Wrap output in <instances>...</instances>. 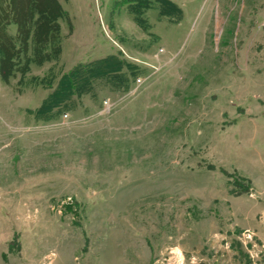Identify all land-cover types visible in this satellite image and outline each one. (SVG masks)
Wrapping results in <instances>:
<instances>
[{
    "label": "rangeland",
    "instance_id": "374dc122",
    "mask_svg": "<svg viewBox=\"0 0 264 264\" xmlns=\"http://www.w3.org/2000/svg\"><path fill=\"white\" fill-rule=\"evenodd\" d=\"M57 1L58 60L0 76V264H264V0Z\"/></svg>",
    "mask_w": 264,
    "mask_h": 264
},
{
    "label": "trees",
    "instance_id": "16d2710c",
    "mask_svg": "<svg viewBox=\"0 0 264 264\" xmlns=\"http://www.w3.org/2000/svg\"><path fill=\"white\" fill-rule=\"evenodd\" d=\"M26 1L21 5L16 0H0V76L4 81L14 73L25 74L29 64L56 62L60 55L59 21L66 20V12L57 0ZM155 2L161 16H170L173 11L178 13V8L166 0ZM150 5V0H130L128 8L137 24L143 26L139 14ZM10 25L15 26L14 34L7 32ZM121 65L120 60L108 56L90 66H75L60 75L54 89L35 110V116L45 119L73 94L82 93L90 79L117 73Z\"/></svg>",
    "mask_w": 264,
    "mask_h": 264
}]
</instances>
